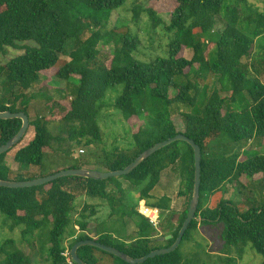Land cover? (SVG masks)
Segmentation results:
<instances>
[{
    "label": "trees",
    "instance_id": "trees-1",
    "mask_svg": "<svg viewBox=\"0 0 264 264\" xmlns=\"http://www.w3.org/2000/svg\"><path fill=\"white\" fill-rule=\"evenodd\" d=\"M126 1L0 0V57H6L10 50L19 52L8 63H0V112H22L29 118V102L37 95L45 100L48 111L47 116L29 119L23 138L0 155V180L22 181L11 164L39 167L46 151L61 150L70 155L72 146L93 150L101 142L99 118L102 110L112 106L108 101L111 98L123 120L136 117L142 121L131 135L127 150L113 149L104 154L103 172L122 170L155 144L180 134L172 122L171 107L183 105L190 113L181 115L182 135L193 140L201 151L196 220L190 223L174 252L143 264H197L198 255H183L181 244L190 242L200 226L217 224H223V249L217 264H238L248 246L263 257L264 264V205L243 212L230 201H221L214 209L207 207L209 197L227 183H238L242 176L253 179L261 175L264 179V155L243 151L245 159L240 160L241 155L232 150L253 139H264V84L256 69L248 71L253 67L257 39H263L264 54V12L248 0H230L227 6L226 0H171L175 6L165 25L158 13L160 0H153L147 8L134 4L135 23L144 13L152 30L163 26L172 35L165 57L141 61L134 56L140 47L136 36L127 29H107L111 13ZM218 22L222 31H215ZM86 32L90 35L84 40ZM69 41H73V50L67 62L61 61ZM98 45L112 46L107 57L101 55ZM186 50L192 52L190 60L183 57ZM256 63L264 69V59ZM53 69H57V80L71 81L74 86L68 103L56 102L42 92L49 88L50 79L41 74ZM206 78L216 83L207 96V88L200 85ZM35 87L38 93L28 95ZM170 93L174 94L172 98ZM20 127V120H0V147ZM179 144L185 146L184 151L177 148ZM193 161L189 145L175 142L120 178L96 181L69 177L32 188H0V216L9 231L20 230L21 241L30 243L35 239L40 253L47 246L52 264H64L60 255L63 238L72 234L74 226L81 234L72 241L70 250L79 241L94 240L131 258H142L160 249V240L159 231L134 210L136 204L145 201L152 208L169 212L170 199L165 195L151 202V193L162 173L180 162L186 208L177 216L175 228L161 236H171L165 248L171 246L192 198ZM121 180L138 195L130 209L125 205L128 198ZM82 197L103 200L111 211H121L127 219L137 218L135 241L127 246V240L113 237L92 223L94 206L84 204L78 213L76 201ZM114 205L121 207L115 209ZM76 216L77 221L73 219ZM88 229L94 236L83 235ZM14 244L8 239L0 245V264H32ZM77 255L85 264H99L102 256L126 264L92 247L78 249Z\"/></svg>",
    "mask_w": 264,
    "mask_h": 264
},
{
    "label": "rangeland",
    "instance_id": "rangeland-1",
    "mask_svg": "<svg viewBox=\"0 0 264 264\" xmlns=\"http://www.w3.org/2000/svg\"><path fill=\"white\" fill-rule=\"evenodd\" d=\"M153 0H127L125 4L118 10L111 13L107 29H127L132 35L136 36L140 41V47L138 52L134 54L135 58L141 61H150L155 57H165L167 53V45L172 37L171 34H167L163 30V26L152 30L147 16L142 13L138 19V22L133 21V5L136 4L142 8H147ZM250 4H253L261 12H264V0H248ZM231 1L226 0L225 6L230 5ZM174 3L171 0H160L158 13L165 25H168L169 13L174 8ZM242 6V5H241ZM243 7V6H242ZM223 27L221 22L215 26V31H222ZM89 32H86L82 39L88 38ZM263 39H257L255 41V52L253 53L252 64L248 71H253L256 69L260 81L264 84V69L263 67L256 63V61L263 60L264 54L262 53ZM73 41H69L67 44V54L62 56L61 61H68V54L73 50ZM98 49L102 56L107 57L112 49V46L103 47L98 45ZM19 54L17 51L10 50L9 54L1 58L0 63L5 64L10 61V59ZM183 57L190 60L192 57V52L186 50L183 52ZM57 69L42 73L43 77L50 79L48 84L49 88H45L42 92L51 97L56 102H66L70 101V95H72L73 85L70 82L59 81L54 77ZM207 88L206 96L212 91L213 86L216 85L214 79L206 78L204 82L200 84ZM56 89V90H55ZM1 90V89H0ZM57 90H61L62 93H58ZM32 93H38V88L35 87L34 90H30L28 95ZM1 95V91H0ZM174 96L170 93V97ZM107 108L102 110L99 125L101 128V142L99 145L94 147V149L74 147L72 146V151L70 155L64 154L61 150H56L55 152H44L42 158V163L39 167L34 166H19L17 164H11V168L14 169L15 173L20 174L22 181H32L40 178H46L53 174H57L64 170L69 169H84L96 172H103L105 169L102 165L104 154L112 151L113 149H119L121 151L127 150L128 145L131 141V135L135 133L140 125L142 124L141 118L133 117L128 121L122 119L121 115L117 113L113 108L114 99L111 98ZM29 119L33 120L37 116H47L48 111L45 107V100L38 95L31 99L28 105ZM190 113V109L183 105H173L171 107V119L175 125L176 131L182 134L184 132V122L182 119V114ZM54 125V124H53ZM52 125V126H53ZM51 126V127H52ZM178 149L184 151L185 146L179 144ZM84 151L83 154L79 153V150ZM234 154L241 155L240 160L245 159L242 154L243 151L249 152L248 154H259L264 155V139H253L246 144H241L239 146L232 148ZM9 160V158H7ZM8 160L6 162H8ZM181 168L180 162L176 163L173 167L166 169L162 175L158 186L152 191L151 195L153 200L151 202L157 201L163 196H167L170 201V211L162 212L159 219V224L156 230L159 231L158 238H162L164 235L170 233L176 226L177 216L186 208V197L183 196L184 186L181 184L180 179ZM261 175L256 176L255 180L242 176L238 183H227L225 184L220 192L213 194L209 197L207 202V207L214 209L221 201H230L233 204L241 208V211L248 210L251 206H262L264 205V179ZM125 186L127 192L128 200L125 201V205L128 208L132 205L134 201L138 198L135 191H132L131 187L124 180H121ZM86 204L88 207H96V212H98L96 218L91 220L92 223H99L107 232H112L116 228L117 237L121 238L123 241L127 240V246L131 242L135 241L137 238V228L136 221L137 218L127 219L122 215L121 211H111L109 206L105 201L100 199H88L82 197L76 201L78 213ZM115 209L120 208L119 205H114ZM114 213V214H113ZM75 221L79 220V217H73ZM2 217L0 216V245H2L6 240L11 239L15 242L14 246L24 251V253L30 258L32 264H52L51 259L47 258V249L45 246L43 253L39 252L38 242L33 239L30 243L21 241L20 230L14 229L12 232L9 231L8 227L2 222ZM197 220H199L197 218ZM127 222V223H126ZM72 234L65 235L63 238V247L70 246L75 237L79 234L78 227H73ZM223 231V224H217L211 227L200 226L192 234V240L190 242H183L181 244V252L185 256H190L191 254H197L198 263L197 264H217V257L221 256V251L223 249V243L220 239L221 233ZM127 232V233H126ZM93 230H87L83 235H88L90 237L94 236ZM162 236V237H161ZM167 241H159L160 249L165 248ZM1 258V255H0ZM263 257L257 254L250 246L246 247L244 250V255L238 264H262ZM99 264H117L114 260L109 259L107 256H102Z\"/></svg>",
    "mask_w": 264,
    "mask_h": 264
},
{
    "label": "water",
    "instance_id": "water-1",
    "mask_svg": "<svg viewBox=\"0 0 264 264\" xmlns=\"http://www.w3.org/2000/svg\"><path fill=\"white\" fill-rule=\"evenodd\" d=\"M20 120L21 121V127L17 134L10 139L5 145L0 147V155L8 152L14 145H16L25 135L28 127H29V118L24 113H10L8 111L0 112V120L7 121V120ZM175 142H184L191 148L193 152V166H194V184H193V192H192V198L189 203L188 212L186 219L184 220L181 229L179 230L178 236L175 239L174 243L163 249H157L151 251L149 254L145 255L142 258L134 259L126 255L125 253H122L118 251L117 249L106 246L100 243H97L94 240H85V241H79L76 244H74L71 248V257L72 260L76 264H85L77 255V251L80 248L83 247H92L99 249L100 251L107 253L113 257H116L123 261L126 264H143L147 260L153 259L155 257L168 255L172 252H174L180 245L183 236L190 225V223L195 218V213L198 207L199 203V188H200V176H201V151L198 145L194 143L193 140L187 138L186 136L179 134L176 135L173 138H169L165 141H162L160 143L155 144L151 148L144 151L142 154H140L130 165L125 167L122 170H117L113 172H96V171H90V170H84V169H69L61 171L57 174H53L46 178H40L32 181H3L0 180V188H7V189H25V188H32L37 186H42L47 183H50L52 181H55L60 178H69V177H77V178H85V179H92L96 181H103L107 180L109 178H120L123 176L128 175L131 173L134 169H136L137 166H139L143 161L148 159L150 156L155 154L156 152L160 151L161 149L175 143ZM172 237L166 236L164 238H160L159 240L168 241Z\"/></svg>",
    "mask_w": 264,
    "mask_h": 264
},
{
    "label": "built area",
    "instance_id": "built-area-1",
    "mask_svg": "<svg viewBox=\"0 0 264 264\" xmlns=\"http://www.w3.org/2000/svg\"><path fill=\"white\" fill-rule=\"evenodd\" d=\"M79 153L83 154L84 151L83 150H79ZM136 212L141 215L142 217H144L149 224L153 227V228H157L158 224H159V219H160V215L162 213V211L156 209V208H152L146 205V203L144 201H140L137 204L136 207ZM154 212L155 216L152 217L151 213ZM61 257L64 259V264H76L71 257V250L69 248V246H64L63 247V251L61 252Z\"/></svg>",
    "mask_w": 264,
    "mask_h": 264
},
{
    "label": "crops",
    "instance_id": "crops-1",
    "mask_svg": "<svg viewBox=\"0 0 264 264\" xmlns=\"http://www.w3.org/2000/svg\"><path fill=\"white\" fill-rule=\"evenodd\" d=\"M122 184H123V183H122ZM122 186H123V188L125 189V186H124V185H122ZM125 191H126V190H125ZM126 193H127V192H126ZM135 204H136V201H134V203H133L132 205H129L128 208L130 209V208H131L133 205H135ZM134 210L136 211V208H135ZM97 214H98V212H96L95 216H97ZM137 214H138V213H137ZM95 216L92 218V220L96 218ZM126 223H127V222H126ZM95 225H96V226H99V225H101V224H99V223L97 224V223H96ZM110 233L112 234L113 237H117V235H118V234L116 233V228H114V230H113L112 232H110ZM126 233H127V232H126Z\"/></svg>",
    "mask_w": 264,
    "mask_h": 264
},
{
    "label": "clouds",
    "instance_id": "clouds-1",
    "mask_svg": "<svg viewBox=\"0 0 264 264\" xmlns=\"http://www.w3.org/2000/svg\"><path fill=\"white\" fill-rule=\"evenodd\" d=\"M139 202H140V201H139ZM139 202H138V203H139ZM144 202H145V201H144ZM138 203H137V204H138ZM145 203H146V202H145ZM137 204H136V207H137ZM146 205H147V204H146ZM147 206H148V205H147ZM136 207H135V208H136ZM149 207H150V206H149ZM156 209H158V208H156ZM158 210H160V209H158ZM160 211H162V210H160ZM162 212H163V211H162ZM74 239H75V238H74Z\"/></svg>",
    "mask_w": 264,
    "mask_h": 264
}]
</instances>
